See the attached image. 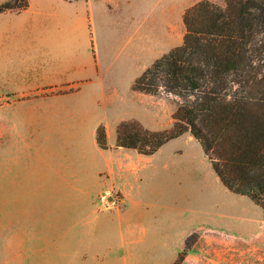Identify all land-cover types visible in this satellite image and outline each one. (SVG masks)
Segmentation results:
<instances>
[{"label": "crops", "instance_id": "0c3cea01", "mask_svg": "<svg viewBox=\"0 0 264 264\" xmlns=\"http://www.w3.org/2000/svg\"><path fill=\"white\" fill-rule=\"evenodd\" d=\"M179 4L28 0L23 19L0 26V100L21 97L29 105L56 107L45 115L61 122V168L52 170L61 180V235L74 243L87 240L81 246L63 243L65 264H174L196 229L246 238L258 234V204L224 185L190 132L176 137L185 138L186 150L164 157L166 144L176 138L152 154L117 146L123 120L157 130L153 125L163 108L168 128L173 125L175 104L134 90L133 84L157 58L180 45ZM100 125L106 127L109 148L98 143ZM184 152L182 160L173 156ZM209 164L227 196L215 183L214 191L206 190L202 168ZM196 197L203 209L184 213L185 203ZM110 198L116 206L106 203ZM111 230L121 234L118 248L108 240L89 244L92 235ZM191 254L184 264H191Z\"/></svg>", "mask_w": 264, "mask_h": 264}, {"label": "trees", "instance_id": "16d2710c", "mask_svg": "<svg viewBox=\"0 0 264 264\" xmlns=\"http://www.w3.org/2000/svg\"><path fill=\"white\" fill-rule=\"evenodd\" d=\"M28 0H4L0 13ZM182 44L157 58L133 89L176 106L173 125L154 130L136 119L117 127V146L155 153L190 132L224 185L264 209V0H200L184 13ZM98 143L109 148L100 125ZM187 245L174 264H184Z\"/></svg>", "mask_w": 264, "mask_h": 264}, {"label": "rangeland", "instance_id": "374dc122", "mask_svg": "<svg viewBox=\"0 0 264 264\" xmlns=\"http://www.w3.org/2000/svg\"><path fill=\"white\" fill-rule=\"evenodd\" d=\"M198 1L178 0V44L184 40L183 12ZM5 12L0 13L2 27L12 26L25 17V12ZM53 108L56 107L29 105L21 97L0 100V264H65L61 262L63 243L87 244L86 239L74 243L61 235V180L52 172L61 168V122L45 115V112L51 114ZM163 110L160 120L153 125L157 130L170 126L166 124L168 118ZM187 146L184 137L173 139L166 144L161 156L177 148L186 150ZM185 155L184 152L173 156L182 160ZM202 170L203 179H207L206 190L214 191L212 184H219L211 165L208 169L203 166ZM218 190L228 195L220 186ZM180 201L184 203L185 199ZM200 201L198 197L187 201L183 212L189 214L203 209ZM108 202L112 206L117 204L113 198L106 199ZM256 209L260 213L258 234L250 240L206 228L196 229L186 240L192 251L189 263L264 264V210L260 205ZM107 240L118 248L120 232L94 234L89 244L106 245Z\"/></svg>", "mask_w": 264, "mask_h": 264}, {"label": "bare ground", "instance_id": "6f19581e", "mask_svg": "<svg viewBox=\"0 0 264 264\" xmlns=\"http://www.w3.org/2000/svg\"><path fill=\"white\" fill-rule=\"evenodd\" d=\"M256 230H258V229H256ZM248 232H249V231H248ZM256 232H257V231H256ZM256 232H255V233H256ZM242 233H243V232H242ZM252 233H253V232H252ZM242 235H243V234H242ZM244 237H245V236H244ZM250 237H251V236H250ZM245 238H246V237H245ZM257 238H258V237H257ZM247 239H249V238H247ZM249 240H250V239H249Z\"/></svg>", "mask_w": 264, "mask_h": 264}]
</instances>
